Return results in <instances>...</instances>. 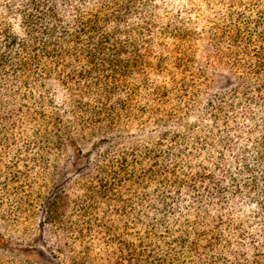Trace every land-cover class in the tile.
Returning <instances> with one entry per match:
<instances>
[{"label": "trees", "instance_id": "1", "mask_svg": "<svg viewBox=\"0 0 264 264\" xmlns=\"http://www.w3.org/2000/svg\"><path fill=\"white\" fill-rule=\"evenodd\" d=\"M256 24L261 51L215 42L190 73L152 0H0V264H264Z\"/></svg>", "mask_w": 264, "mask_h": 264}, {"label": "rangeland", "instance_id": "2", "mask_svg": "<svg viewBox=\"0 0 264 264\" xmlns=\"http://www.w3.org/2000/svg\"><path fill=\"white\" fill-rule=\"evenodd\" d=\"M152 4L156 20L159 21L160 25L166 26L167 21L171 20L173 25L184 27V30H187L186 36L182 39L183 52L187 57L189 55L195 59L193 65L192 62L188 63L190 65L188 72L190 73H192V69H196L199 66L205 67V56L203 54H206L207 50L214 53L215 46L213 45L215 42L220 43L221 51L230 52L234 49L235 51L237 50V52H233L235 56H241L238 53L241 54L242 52H238V50H244L243 46L248 43H251L248 48V52L251 55H255L256 49L261 51L262 38L256 36V33H258L256 21H264V0H152ZM261 31L262 28H259V32ZM216 32L217 35H215ZM238 32L239 35L237 34ZM232 35H235V38L238 37L237 42L232 39ZM257 39L259 40L256 41ZM170 46L172 47L173 44ZM225 68L228 69V67ZM178 85L176 84V86ZM214 85L217 86V82ZM217 89L220 88H211L207 90V93L205 91L206 94L202 93L201 97L198 98L197 104L204 105L208 101L210 93ZM196 107L200 106H195V110L189 114L181 115L179 123L173 121L169 131L172 133L185 131L207 120V115L203 114V110L199 112ZM163 131L159 126L147 127L141 135V141L155 140ZM0 233L5 240H10V242H13L15 237L19 235L12 228L8 230L1 225ZM39 247L44 254L43 256L40 255V258L42 257L40 264H57L56 260L50 257L48 250L44 246L40 245Z\"/></svg>", "mask_w": 264, "mask_h": 264}]
</instances>
